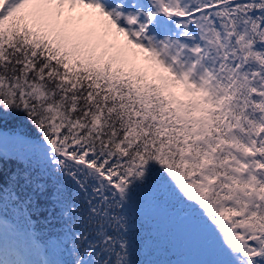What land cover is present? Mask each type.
Instances as JSON below:
<instances>
[{"label": "snow or ice", "instance_id": "1", "mask_svg": "<svg viewBox=\"0 0 264 264\" xmlns=\"http://www.w3.org/2000/svg\"><path fill=\"white\" fill-rule=\"evenodd\" d=\"M11 123L0 205L39 264H163L136 258L157 217L264 264V0H0Z\"/></svg>", "mask_w": 264, "mask_h": 264}, {"label": "rangeland", "instance_id": "2", "mask_svg": "<svg viewBox=\"0 0 264 264\" xmlns=\"http://www.w3.org/2000/svg\"><path fill=\"white\" fill-rule=\"evenodd\" d=\"M12 131L4 129L3 132L6 139L0 141V148H3L7 152L19 150V146L11 140ZM155 221L161 226L163 222L168 221V218L163 217L162 219L161 217H157ZM13 227L14 225L0 213V264H15L18 261H22L24 264H39L41 259L40 254L36 251H30L22 236L12 231ZM152 235L158 238V243H161L162 239L172 238L171 243L168 241L170 250L176 249L177 251L172 257L173 264H202L207 259L206 255L196 256L193 254L191 244L186 241L185 236L182 235L180 226L175 222L173 226L158 227ZM151 242L152 239L148 241L145 239L144 246L146 247ZM162 244H164V241ZM217 259L222 261V258Z\"/></svg>", "mask_w": 264, "mask_h": 264}, {"label": "trees", "instance_id": "3", "mask_svg": "<svg viewBox=\"0 0 264 264\" xmlns=\"http://www.w3.org/2000/svg\"><path fill=\"white\" fill-rule=\"evenodd\" d=\"M15 127H16L15 123H11L5 129L14 130ZM0 213L3 214L7 219H9L12 224L15 225L18 222L17 217L15 215V209L10 204L5 203L0 205ZM54 227H56L55 224L49 225L47 228L44 229V234L50 233ZM136 228H137L136 239L142 245L141 247L138 248V251L136 252L137 259L140 260L153 259V255L155 257L161 258V256L165 255L164 251H162L161 254L160 253L157 254V245L153 241L151 243H148L146 247L144 246V240L146 239L148 241L150 239L149 232L152 231V228L149 224L142 222L140 224H137ZM160 260L163 261V264H171L172 262L170 254H167L166 256L162 257Z\"/></svg>", "mask_w": 264, "mask_h": 264}, {"label": "water", "instance_id": "4", "mask_svg": "<svg viewBox=\"0 0 264 264\" xmlns=\"http://www.w3.org/2000/svg\"><path fill=\"white\" fill-rule=\"evenodd\" d=\"M194 251L197 252V253H204V251L202 250V248L199 247V246H194Z\"/></svg>", "mask_w": 264, "mask_h": 264}, {"label": "bare ground", "instance_id": "5", "mask_svg": "<svg viewBox=\"0 0 264 264\" xmlns=\"http://www.w3.org/2000/svg\"><path fill=\"white\" fill-rule=\"evenodd\" d=\"M29 260V259H28ZM15 264H17V263H15Z\"/></svg>", "mask_w": 264, "mask_h": 264}]
</instances>
